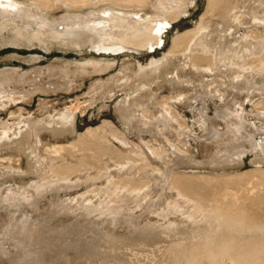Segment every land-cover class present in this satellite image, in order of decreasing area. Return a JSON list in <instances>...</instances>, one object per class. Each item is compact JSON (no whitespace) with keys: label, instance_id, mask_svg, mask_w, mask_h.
I'll use <instances>...</instances> for the list:
<instances>
[{"label":"bare ground","instance_id":"obj_1","mask_svg":"<svg viewBox=\"0 0 264 264\" xmlns=\"http://www.w3.org/2000/svg\"><path fill=\"white\" fill-rule=\"evenodd\" d=\"M195 4L196 0H0V26L10 23L24 30L22 37L29 41L43 43L45 37L49 38L46 45L79 53L91 50V57L104 58L162 48L163 33ZM59 11L62 17H55ZM172 43L165 56L149 67L130 63L123 68L121 86L126 95L117 112L130 133L137 131L138 142H132L126 129L108 120L80 132L78 114L72 108L40 119L23 116L26 108L20 106L19 115L14 109L10 113L17 117L16 123L0 120V171L9 166L12 170L5 169V176L14 181L41 176L44 180L27 187L40 197H28L22 195L25 186L5 188L0 178V206L9 211V229L19 228L29 240L41 239L36 230L41 219L25 214L15 217L23 201L31 207L49 193L93 186L75 198L81 214L62 206L78 220L91 223L98 233L102 230L97 236L105 242L103 249L100 242L86 249L80 244L75 247L74 256L78 260L84 256L85 264L93 258H101V264H134L128 257L133 256L137 242H172L157 247L144 264H264V125L249 120L244 98H238L258 100L257 111L252 113L264 121V0H207L194 28L178 32ZM179 57L184 63L172 74L171 66ZM113 67L110 61L85 59L48 71L66 75L60 83L63 88L74 79ZM182 69L213 80L198 82L205 87L199 97L182 93L154 101L155 86L186 83L180 76ZM25 75L16 71L0 75V111L18 106L20 100L29 103L35 92H44L41 81L28 80ZM119 81L118 77L107 83L97 81L92 88L94 97L105 93L106 85L116 96ZM194 81L190 77L186 85L194 86ZM27 83L36 87L34 91L12 88ZM209 96L233 99L217 115L224 130L210 118L208 105L199 109L204 127H211L207 141L217 147L204 161L189 150L185 141L189 124L174 106L192 99L207 104ZM147 134L154 139L147 141ZM46 135L55 141H46ZM249 155L258 166L251 172L228 176L180 172L188 166L225 171L244 164ZM120 227L127 235H118ZM119 245L132 248L127 254L117 253ZM66 247L71 250L73 245ZM9 251L0 243V256L12 257Z\"/></svg>","mask_w":264,"mask_h":264},{"label":"rangeland","instance_id":"obj_2","mask_svg":"<svg viewBox=\"0 0 264 264\" xmlns=\"http://www.w3.org/2000/svg\"><path fill=\"white\" fill-rule=\"evenodd\" d=\"M206 5L207 0H196V4L192 6L190 13L188 15L186 14L181 16V18L176 23H174L173 27H169L168 31L163 33L164 44L162 48L157 49L154 52H121L117 55H111L110 57L104 58L100 56L94 58L93 56L95 55L91 57V54L93 53L91 50H86V53H79L76 50L64 49L60 45H46L45 42H48L49 38L45 37L43 38V43H38L33 40L29 41L22 37L25 35V31L20 28H16L13 24L10 25L9 23L7 24L8 26H0V75L5 71H16L20 75L27 74L25 76H27L28 80H33L36 78V80L38 82L41 81L45 87L44 92H35L29 103L20 100V104L18 106L12 105V107H9L7 111L1 110L0 120L4 119L5 121H9V123H16L17 117H12L10 113L15 110L17 115H19L20 112L18 109L20 106L26 108L23 116L25 115L26 117H29L31 115H35L40 119L48 115H53L61 110L72 108L78 114L77 125L80 132H84L90 127L96 128L102 125L104 120L112 121L119 128L126 129L121 123V119L117 112L120 101H122L123 97L126 95V93L123 92L124 88L121 86L124 84L123 68H125V66L130 63L134 64L137 68L139 65L147 68L153 60H160L163 58L171 48L174 36L178 32L182 33L194 28L196 23L200 20L201 14H203L205 11ZM62 15L63 12L59 11L55 17H62ZM47 32L48 31H46V35H48ZM30 35L34 36L35 34L30 33ZM94 54L97 53L95 52ZM85 59L110 61L114 63V67L101 74H91L86 75L84 78H77L76 80L74 79L72 84H64V89L62 88L61 84L64 83L66 75L63 72H56V70L48 71V68H56L58 66L63 67V65L67 62L73 64L74 62H79ZM178 60L179 61H176L175 63L176 65L171 66L169 72L172 71V74L175 73V67L180 68V66H182L184 63L183 57H179ZM74 69L75 68L73 66L71 70ZM180 76L183 81H186V83L183 85L173 87L171 84L166 83L155 86L154 91L152 92V94H154V101H163L167 97L172 99L182 93L190 94L192 98L197 97V95L199 97L198 93L204 92L205 90L203 89L205 87L202 89L198 82H200L203 78L207 81L213 80L211 76H204L201 78V76L193 75L189 71L185 72L183 69L180 72ZM113 77H118L120 80L118 87H116V91L118 92L117 95L113 97V93H110V90L107 89L109 87L106 85L107 91L105 93H101L97 97H94L95 95H93L94 92H92V88L97 83V81L98 83H107ZM190 77L195 80L194 86L186 85L188 84L187 81ZM218 81H220V78H218ZM58 84H60V88L57 87ZM13 87L17 90H20L21 92L27 90L34 91L36 88L35 86H31L30 83H27V85L14 84L12 88ZM47 89H50V91H47ZM231 89H233V86ZM226 98L213 99L209 96L206 99L207 104H204L200 101L197 102L192 99L187 103L174 106L175 109L179 111L181 116L184 117L186 123L189 124L190 129L185 131V141L188 144L189 150L193 154L199 156V160L205 161L206 159L212 157L217 151L216 145H211L207 141L208 131H211V127L209 126L210 124L204 127L202 121L200 120L201 118L199 109L208 105L209 108L207 112L209 113L210 118L216 124H218L216 127L219 130H224L226 127L223 125L224 123L220 119H217V115L218 112L223 110L224 106L230 103L233 99L232 96H227ZM238 98H244L243 104L246 107V111L248 112V117L250 118L249 120L253 118L256 120V124L258 126L261 127L264 125V121H259L255 115L253 116L252 113L253 111H257L254 107L259 103V101H253L250 98L242 96H238ZM159 108L160 107H157V110ZM154 109L157 111L156 108ZM1 113L5 115V117L1 116ZM219 123L221 125H219ZM262 128H264V126H262ZM250 129L252 132L255 131L252 128ZM127 133H129L132 142H138L140 140L137 131L132 130L130 133L127 130ZM175 134H177V132ZM175 137H177V135H175ZM153 139L154 138H152L149 134L146 135L147 141ZM176 139L179 140V137ZM45 140L48 142L55 141L53 137H50L49 135H46ZM62 141L67 140L62 139ZM252 159L253 156L249 155L245 159L244 164L242 163L240 166H234L225 171L211 170L210 167L207 166L199 167L197 169H194L195 167L188 166L186 169L181 168L180 172L199 173L212 176H228L246 173L249 171L251 172L253 169L258 167L257 165L253 164ZM5 169H7L9 172L12 170L9 168V166H6L0 171V178H2L1 182L5 188H15L16 186L22 185L26 188L22 192V195H26L28 197L32 195H34V197H40L37 196V194L32 190H27V187L31 182L34 181L44 182V180H42L43 176L40 175L41 177L38 178L25 177L24 180L14 181L5 176ZM98 184H100V182H98ZM91 189H93V186L79 187V189L76 188L65 191L62 190L60 193H49L38 199L37 205H31V207H29L28 201H23L24 206L21 207L22 213L16 212L15 217L16 219H19L21 215L25 214L33 219H41V223H39V225L36 227L37 232L41 235V239L29 240L28 238H24L23 232L19 228L13 227L12 230L9 229L11 221L9 211L3 210L0 206V243L10 250L9 253H7L12 256H0V264H46L50 263L51 261L52 264H85L84 256H81L80 260L74 256L78 250H76L75 247H77V245L79 246L80 244L84 245L86 249L95 242H100V246H102L103 249L105 242L100 240V238L97 236H101L102 230H99L98 233V231L92 227L91 223H87L84 219L78 220L76 215L63 210L62 206L67 205L70 207L71 211H75L76 214H81L80 207L77 206L75 198L81 197L83 193ZM53 205H55V207H61V209H55ZM105 230L108 231V229ZM116 232L120 236L127 235V231L122 227H120L119 230H116ZM5 237H7L8 240L10 239V241L5 239ZM11 237H13V239H17V241L15 242L11 239ZM41 243H43V245H41ZM171 243L172 242H137V246L135 245L133 248V250H135L133 256L130 255L128 259L134 264H144V262H148L147 256L149 255L151 258L153 251H155L157 247H166ZM52 244L55 247H52ZM26 245H31V247ZM68 245H73L71 250L66 247ZM118 247L119 248L116 252L124 254H127L132 248L131 245H119ZM34 249H37V251H33ZM136 254L137 256H135ZM12 258L13 263L11 262ZM89 260H92V263H89ZM89 260L87 261V264H101L102 261L101 258H93ZM228 264L232 263L229 262Z\"/></svg>","mask_w":264,"mask_h":264}]
</instances>
